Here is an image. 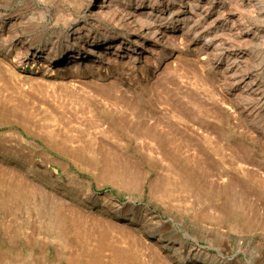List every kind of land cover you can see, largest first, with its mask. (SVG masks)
<instances>
[{
  "label": "rangeland",
  "instance_id": "obj_1",
  "mask_svg": "<svg viewBox=\"0 0 264 264\" xmlns=\"http://www.w3.org/2000/svg\"><path fill=\"white\" fill-rule=\"evenodd\" d=\"M176 4L179 21L161 22L174 46L163 44L159 66L82 67L64 88L72 65L46 73L45 54L20 61L6 36L21 35L42 51L59 39L64 46L76 24L97 21L88 0H0V264H260L255 252L264 259V97H257L264 96V71L255 94L253 80L244 79H254L251 65L230 83L219 70L229 57L211 71L202 50L218 43L216 16L207 22L211 31L184 38L183 19L194 13L184 0ZM99 26L91 32L100 43L106 32L128 33L106 21ZM60 96L87 103L95 125L88 111L51 110ZM19 101L29 109H18ZM64 121L74 125L60 128ZM78 138L125 145L66 142ZM228 180L239 193L232 198L224 192Z\"/></svg>",
  "mask_w": 264,
  "mask_h": 264
},
{
  "label": "bare ground",
  "instance_id": "obj_2",
  "mask_svg": "<svg viewBox=\"0 0 264 264\" xmlns=\"http://www.w3.org/2000/svg\"><path fill=\"white\" fill-rule=\"evenodd\" d=\"M184 1L185 6L189 8L191 13H194V15H188L183 19L182 23L186 26L182 27L180 32L181 36L184 38L193 32L199 33L201 30L209 31V29L211 31V28L208 29L207 22L215 16L216 18L212 21V24H220L213 28L212 31V39L215 37L218 38V43L215 46H213L214 44L208 45L207 43L203 47L202 53H204L207 57V63H204V65H210L211 71H213L216 70L214 69L215 67H213L216 63L222 62L224 57L230 58L233 56L232 60H229V58L227 59V64L224 68L219 69L228 80L227 83L232 81L231 74L233 72L243 69L244 66L251 65V67L254 68L256 75H253V79L252 75L247 74L244 79L253 80L249 86L250 92L254 94L259 92L261 89V72L264 71V0ZM88 2L91 5L94 19L97 21L93 20L95 23H91L90 25L76 24V27L73 29L75 37H73L71 41L70 39L69 41H66L64 46L61 44L63 41L59 39L54 41L52 48L42 51L43 49L31 48L27 44L28 38L18 34H7L6 41L8 43L7 49L9 50V54L15 52L16 54L14 57L19 58L20 61L29 57L33 60H37L41 58L42 54H45L42 58H44L43 62L45 65L43 67V71L46 73L57 72V70H59L64 64L72 65L71 76L64 78L62 81L64 88H71L70 86H72L74 79L77 78V74L82 67L91 70H100L102 68H106V70H108V65L111 64V61H118L119 63H129L133 65L139 64L142 67L148 62L154 61V65L159 66L161 63L157 54L160 49H162L163 44L166 43L167 45L174 46V36L172 32H169L166 27H163L161 22L165 20L175 22L179 21L178 14L182 11V8L181 5H177L176 3L178 2L181 4L183 0H88ZM161 4H166V6L161 7ZM145 9L148 11L146 14L145 11H142ZM152 15L154 17H152ZM66 21V18L63 19L64 23ZM105 21L109 25H113L116 30L119 31V29H121L122 32L123 30H126L128 33L124 36V38H120V36L115 35V33L112 34L110 32H106L103 43H100L97 40V35L92 33L91 29L95 28L99 30L100 22ZM2 24H4V21H0V25ZM67 24L70 23L67 21ZM122 32L120 31L119 33ZM30 42L31 44L36 43L33 40H30ZM76 45L80 46V50H71V48H74ZM255 46L259 47V50L251 49V47ZM234 51L240 52L244 55L242 57L236 56L237 54H234ZM10 55L6 56L9 57ZM54 84L55 83H51L49 88L53 92L54 96L56 94L60 95V89H58ZM3 90L6 91V87L5 84L1 83L0 79V92ZM257 97L263 98L264 96L263 94H260ZM28 105L29 104L19 101L16 106L18 109L27 111L29 109ZM55 105L56 106L51 108V110H56V112L62 110L65 113L67 112L66 110H74L75 116L77 115V112H82V115H85L86 113L84 114V112L88 111V114H91V117L89 119L90 122H87H89V126L95 125L92 119L94 117L93 113L89 110L87 103L80 102L77 98H64L60 96L56 97ZM16 106L14 105V107ZM72 114H74V112ZM71 122L64 121L62 126L61 124H58V126L60 128L67 129L74 125H72L73 122ZM81 126L82 124L79 125V128ZM75 127L77 126L75 125ZM102 130H106V127L102 128ZM174 139V135L167 136V141L168 143L170 142L171 146L173 145L172 143H174ZM66 142L77 143L83 146H101L103 148H106L108 145L118 147L125 145L118 139L85 140L78 138L67 140ZM115 171L116 170L113 172L115 173ZM125 171L126 169L124 170V173ZM248 178H250V182L253 184L262 182L259 179L257 180V178L253 175L250 177L248 175ZM235 184L237 188V182H235ZM162 185H166V183L163 182L159 186ZM161 189L166 188L160 187V190ZM235 191H238L235 190V185L231 183V180H228L224 186L226 196L228 198H232L233 195L238 193H235ZM239 191L240 195L241 193L244 195L243 204H250V201L248 200L249 193L247 190L240 187ZM240 195H238L239 197L237 196V200L242 198ZM235 199L236 198L234 197V200ZM215 218L216 217L213 216L209 218V221H212ZM214 221L216 223L218 222L217 219ZM130 223H133V219ZM254 255L260 264H264V259L261 254L255 252ZM116 258L120 257L116 255Z\"/></svg>",
  "mask_w": 264,
  "mask_h": 264
}]
</instances>
